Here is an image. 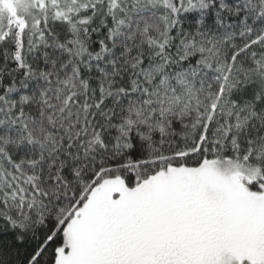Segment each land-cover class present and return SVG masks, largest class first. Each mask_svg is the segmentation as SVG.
Here are the masks:
<instances>
[{
  "label": "snow or ice",
  "instance_id": "snow-or-ice-1",
  "mask_svg": "<svg viewBox=\"0 0 264 264\" xmlns=\"http://www.w3.org/2000/svg\"><path fill=\"white\" fill-rule=\"evenodd\" d=\"M0 264H264V0H0Z\"/></svg>",
  "mask_w": 264,
  "mask_h": 264
}]
</instances>
